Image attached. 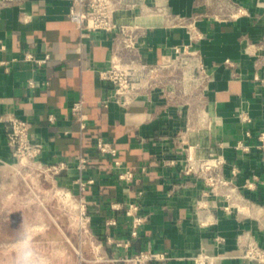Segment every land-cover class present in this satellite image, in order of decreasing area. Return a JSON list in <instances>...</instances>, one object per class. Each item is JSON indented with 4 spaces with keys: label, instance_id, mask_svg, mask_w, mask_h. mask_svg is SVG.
Wrapping results in <instances>:
<instances>
[{
    "label": "crops",
    "instance_id": "crops-1",
    "mask_svg": "<svg viewBox=\"0 0 264 264\" xmlns=\"http://www.w3.org/2000/svg\"><path fill=\"white\" fill-rule=\"evenodd\" d=\"M236 1L249 14L237 20H220L212 16L217 8L213 0H148L150 5H166L171 12L184 16L200 14L198 28L202 36L194 44L213 75L209 102L219 117L207 137L225 156L224 172L230 181L218 195H204L207 185L186 176L181 171L183 161H163L172 154L170 137L185 125L186 118L160 90H153L149 97H141L128 107L117 103L102 106L111 84L100 77L99 71L111 62V33H92L81 44L79 31L68 16L70 0H25L24 9L33 14L27 23L19 19V6L0 9V39L4 44L0 58L8 61L7 70L0 65V112L13 111L31 122L32 137L43 144L40 158L48 163L70 164L65 174L72 185L80 175L76 167L79 154H91L84 176L95 179V183L88 187L86 199L93 229L110 257L151 250L169 255L153 264H195L194 257L199 253L211 255L213 264H264L242 256V245L249 235L264 246V156L254 146L249 151L234 147L239 139L254 145L256 135L264 130V89L253 79L255 55L246 51L248 43L264 40V7L259 4L264 0ZM135 14L127 12L118 18L134 21ZM138 20L148 26L142 52L150 61L168 62L172 46L191 42L186 28L165 24L160 14L153 12ZM26 50L37 56L50 53L52 58L43 65L25 61ZM258 51L264 53V46ZM227 58L230 64L225 62ZM29 79L35 81L34 87L28 85ZM81 94L89 116L84 138L71 114V106ZM241 110L248 112L251 122L240 119ZM50 114L56 117L54 123L48 119ZM248 129L252 137L246 136ZM5 133L1 123L0 158L11 161ZM97 134L111 140L127 164L135 169L147 165V172H139L132 184L120 181L110 167L111 159L91 152ZM220 142L222 146H218ZM176 183L180 186L170 192ZM139 190L144 191L142 203L149 216L138 235L132 237L130 217L124 209H113L111 205L117 202L126 206ZM229 202L245 208L241 212L235 206L227 210L224 207ZM19 212L27 214L25 209ZM112 219L116 223L107 224ZM32 225L25 223L24 235L13 233L10 222L6 233L0 227V236L8 235L7 264H31L34 255L28 246L61 245L60 238ZM108 238L130 240V244L118 247ZM63 254L57 249L48 253V260L59 263ZM69 257L62 261L74 264Z\"/></svg>",
    "mask_w": 264,
    "mask_h": 264
},
{
    "label": "built area",
    "instance_id": "built-area-1",
    "mask_svg": "<svg viewBox=\"0 0 264 264\" xmlns=\"http://www.w3.org/2000/svg\"><path fill=\"white\" fill-rule=\"evenodd\" d=\"M24 1L0 0V9L11 5L19 6V19L22 23H27L31 21L33 14L24 9ZM213 1L217 8L212 16L216 19L237 20L249 14L248 9L236 0ZM259 4L264 7V2L259 1ZM127 12H136L134 21L127 22L118 18ZM153 12L160 14L163 22L169 26L186 28L191 37L190 43L172 46L171 59L168 62L150 61L142 52L143 38L148 26L138 19ZM68 16L79 31L81 44L92 33L112 34L110 65L99 71L100 77L111 84L110 94L101 100L102 106L107 108L111 103H117L128 107L141 97H149L153 90H160L168 103L177 105L186 118L185 125L175 130L170 137L172 154L163 161L172 164L183 161L181 171L186 176L203 180L207 185L204 195L209 192L221 194L222 188L229 185L230 181L224 172L225 156L218 151L217 146L210 144L207 137L210 129L219 121V117L213 113L209 102L213 75L207 68L201 50L194 44L202 36L198 28L200 14L184 16L171 12L166 5L156 3L154 6L150 5L148 0H70ZM262 46L251 42L246 46V51L255 55L253 79L264 89V53L258 51ZM2 48L4 44L0 39V49ZM51 58L50 53L37 56L30 50H26L23 55L25 61L39 65L46 64ZM225 62L230 64L231 60L227 58ZM7 64L6 59L0 58V65L5 66L6 70ZM233 74L237 75L236 72ZM28 85L34 87L36 83L29 79ZM85 101L84 94H81L71 106V114L78 124L81 138H84L89 124ZM239 117L243 122L252 121L245 110L239 112ZM48 119L51 123L56 121L54 114H50ZM1 123L5 125L6 143L12 156L11 161L0 158V213H3V221L6 224L4 228L0 227L5 233L13 212L26 210L36 202V206L42 208L61 207L66 211L69 230L80 236L78 241L80 248L76 249L71 238H66V241L73 245L80 262L85 259L81 248L89 245L93 248V260L97 263L106 261L113 264H153L157 260L169 257L167 252L158 253L151 250L125 257L118 254L108 256L103 240L93 229L92 214L89 212L86 199L88 187L95 183V179L84 176V171L91 162V154L85 151L79 154L76 167L80 175L75 180V187L66 179L65 173L70 170V164L66 161L48 163L40 158L43 144L32 137V125L28 119L18 116L13 111H5L0 112ZM246 136L252 137L251 130L246 131ZM255 138L254 145L239 139L234 147L249 151L254 146L264 156V130L259 131ZM218 146H222V143L220 142ZM91 147V152L111 159L110 167L123 183L132 184L138 179L139 172H147V165L135 169L122 160L116 145L102 134L94 136ZM179 186L180 184H174L170 192ZM144 196V191L139 190L126 206L117 202L111 205L113 209H124L126 215L130 217L132 237L138 235L139 228L149 216L142 203ZM230 198L228 194V201ZM232 206H235L238 212L245 208L232 202L224 208L229 210ZM115 223L114 219L107 222ZM54 224L60 227L57 219ZM51 225L41 223L34 224V227L47 231L51 230ZM108 241L118 247L130 244V240L124 242L108 238ZM242 250V256L249 261L264 262V246L254 236H248ZM194 262L213 264L214 260L209 254L199 253L194 257Z\"/></svg>",
    "mask_w": 264,
    "mask_h": 264
},
{
    "label": "rangeland",
    "instance_id": "rangeland-1",
    "mask_svg": "<svg viewBox=\"0 0 264 264\" xmlns=\"http://www.w3.org/2000/svg\"><path fill=\"white\" fill-rule=\"evenodd\" d=\"M261 45L264 46V40ZM1 206V205H0ZM54 209V210H53ZM50 208V206H47L46 208H42L41 206H36V202L32 205L27 210V214L22 212L14 213L11 215L10 218V227H12L13 230H11L13 233L22 234L24 235L25 233V223L27 225L32 224H41V223H47V224H52L51 230H47V233H52L53 237L60 238V246L54 247V246H28V251L31 252L34 255V260L31 264H68V262L62 261V259H67L68 254L72 257H69V259L73 260L74 259V264H113L112 262H95L94 259V251L93 248L89 246H83L81 248L83 252V256L85 259L80 262V257L78 253L74 250L73 245H70L67 241L66 238H71L72 241L75 244L76 249H79L78 241H79V235L74 234L71 230L68 228V216L66 214L65 210H62L61 207H54ZM3 213H0V226L3 227L6 224L3 221ZM16 218V219H15ZM59 221V228L54 224L55 220ZM54 225V226H53ZM30 227V226H29ZM4 228V227H3ZM4 232V231H3ZM5 233V232H4ZM3 233V237L0 236V264H7V234ZM28 233H30V230H28ZM11 237L13 235H10ZM14 237H19L14 235ZM51 238V237H50ZM14 248V247H13ZM17 249L19 248L18 246L16 247ZM60 250L62 253H64L62 256H65L60 258V262L57 263L52 260H48V253L51 254L53 251L51 250ZM41 256V259H40ZM43 257V258H42ZM50 258V257H49ZM15 264H21L19 261H17Z\"/></svg>",
    "mask_w": 264,
    "mask_h": 264
}]
</instances>
